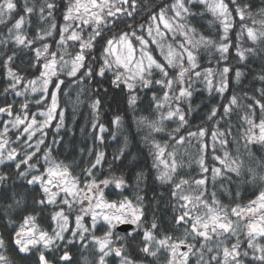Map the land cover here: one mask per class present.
<instances>
[{
	"label": "snow or ice",
	"instance_id": "obj_1",
	"mask_svg": "<svg viewBox=\"0 0 264 264\" xmlns=\"http://www.w3.org/2000/svg\"><path fill=\"white\" fill-rule=\"evenodd\" d=\"M199 5L219 22L218 38L198 30L204 17L194 10ZM138 7V0H0V26L6 29L0 32V47L8 50L0 52V68L7 81L0 95L26 97L39 91L42 99L36 101L38 105L49 95L51 99L46 110L35 113L29 112L27 101L17 111L14 103L6 101L0 106V117H8L0 119V165L4 166L0 168V221L6 229L12 228L14 250L24 257L38 253L36 264H73L69 249L75 245L94 257L85 258L84 264H161V254H166L163 264H189L193 256L197 257L196 264H264V154L253 152L256 148L264 153V0L258 8L254 0H172L149 16L147 28L127 24V30L113 32L117 21L134 18ZM58 11L63 21L59 25ZM33 17L37 23L30 32ZM237 25L233 40L230 33ZM169 38L172 43H167ZM155 50L162 59L153 55ZM202 50L218 54L216 68H201ZM233 51L236 65L229 63ZM256 65L260 67L258 73ZM30 72L38 75L29 79ZM62 73L81 81H96L90 107L91 128L99 144L104 143L108 131L102 121L108 93L105 82L119 89L133 110L141 100L140 94L151 92L150 106L158 118L141 116L136 120L138 126L150 130L149 135L164 132L165 121H175L177 127L169 133L170 140L176 145L191 143L193 138L198 141V179H177L182 166L177 152L152 141L155 180L171 186L174 201L167 229L155 214L150 221L145 219L143 195L137 194L135 203L127 196L105 198L104 189L109 185L123 190L128 182L123 175L97 178L104 151H95L94 161L82 169L83 180L73 174L72 163L52 157L50 146L42 156L37 155L45 145V130L57 115V132L64 125V112L57 114ZM249 77L252 80L246 86L244 81ZM256 81L260 87L255 86ZM197 82L204 85L209 96L215 93L222 100L231 89L227 102L211 106L205 116L215 125L210 131L211 145L205 140L209 130L204 126L188 131L187 136L177 135L194 111L192 98ZM50 85L55 89L51 93ZM185 104L187 111L182 106ZM234 112L242 129L236 136L230 123ZM38 116L44 119L38 120ZM122 122L119 114L111 119L116 128ZM59 142L53 139V144ZM230 143L237 145L235 154L228 150ZM217 145L223 150L222 156L215 155ZM125 147L119 149L114 160L125 155ZM209 147L220 167L210 168L205 163ZM93 152L88 149L90 156ZM5 169H14L15 175ZM209 173L213 184L217 177L227 175L229 183L258 189V195L247 204L224 206L215 191L207 190ZM146 179L143 170L136 172V187L139 189ZM17 180L23 184L17 185ZM37 186V195L29 201ZM77 206L75 227L70 230L69 216ZM49 208L50 219L55 222L51 232L38 222ZM15 217L21 218L18 227ZM85 217H90V224L84 223ZM120 226L131 227L119 232ZM176 232L180 234L173 235ZM194 241H200L199 249ZM133 250L138 255L134 256ZM6 251V240L0 235V264H14Z\"/></svg>",
	"mask_w": 264,
	"mask_h": 264
},
{
	"label": "trees",
	"instance_id": "obj_2",
	"mask_svg": "<svg viewBox=\"0 0 264 264\" xmlns=\"http://www.w3.org/2000/svg\"><path fill=\"white\" fill-rule=\"evenodd\" d=\"M172 0H138V11L134 15V18L118 20L116 27L113 29V32H119L121 30H127L126 25L132 24L133 26L143 24L145 28L149 24V16L158 11L159 7L164 6L165 4L171 3ZM22 3V0H21ZM256 8L260 6V0H254ZM63 3L61 4V8ZM195 11L202 12L204 14L203 19L197 25L198 30L206 36H211L213 38H218L220 32L219 22L215 20L211 12L207 11L204 5H199ZM254 10H256L254 8ZM56 20L58 25L63 23L60 12L56 13ZM36 18L33 17V27L29 29L30 32H33L36 26ZM139 31V30H138ZM238 31V25L230 33L231 38L234 40L236 32ZM0 32H6V29L3 26H0ZM111 35L112 33H107ZM85 38L87 36L85 35ZM155 49V47H153ZM8 51L0 47V52ZM73 51V49H69ZM10 54V52H9ZM96 56L99 57V50L96 51ZM153 54L162 59L159 56L157 50ZM218 54L214 51H204L202 50L199 57V63L201 68L213 67L216 68V56ZM19 60L17 64H19ZM229 63L236 65V59L233 55L230 57ZM255 70L258 73L260 71L259 65L255 66ZM83 71V70H82ZM34 75L38 73L30 72L28 78H34ZM79 76V73H78ZM55 79V78H54ZM60 79L64 81L61 85V89L58 93V109L57 114L60 111L64 112V125L60 128L59 132L56 130V124L59 122V118L52 121V124L45 131L47 132V137L45 139V145H41V152L37 155L42 156L43 152L47 150L46 146L52 148V157L56 160H64L65 163L73 164V174L80 175L83 180L82 169L86 168L90 161H94L95 151H104L105 160L102 166L96 171L98 179H103L111 175L120 176L123 175L128 182V187L120 190L116 189L114 185H109L104 189L105 198L108 200H119L124 196H127L129 199H132L135 203V196L137 194L143 195L145 197V219L151 220L153 214L161 221L164 222L165 228L168 227V222L171 221L173 211L171 205L174 201L171 200V186L162 185L159 181L155 180V175L157 174L156 169L152 167L153 156H152V141L158 142L161 146H165L166 150L176 151L177 159L180 161L182 166L178 168L177 179L183 177L185 179H198L200 178L199 166L195 163V160L198 158V141L193 138L191 143H185L184 145H176L175 141L169 139V133L177 127V122L175 121H165V131L161 133L152 132L149 135L150 130L138 126L136 120L141 116H147L149 119L158 118V113L155 112L154 108L150 106L151 92L144 91L141 95V100L138 102V105L135 110L130 108L126 99L123 96V93L119 89H114L107 82L104 83V87L108 89L107 96L105 97L104 109L102 112V121L108 128V131L104 133V143L101 145L98 141L94 140L93 130L91 128V123L93 120V113L90 107L91 101L94 97L93 89L97 87L96 81L89 82L87 79L79 80L76 77H69L66 73L60 75ZM252 77H249L244 81L246 86L249 85ZM7 86V81L4 78V70L0 68V93L3 92L4 87ZM256 87H260L258 81L255 82ZM197 89L194 92L192 98V105L194 111L187 117L188 124L181 128L180 132L177 135L187 136L188 131H196L197 126H204L209 130V135L205 138L206 142L211 145L210 131L215 127L213 122L206 121L205 116L208 113L209 109L213 105L222 104L227 102V97L231 94V89L228 93L225 94V99H221L218 95L213 93L209 96L208 92L205 90L204 85L200 82L195 84ZM52 85L49 87V93L54 91ZM251 94V88H246ZM160 94V93H158ZM42 99V93L29 92L26 97H15L9 94L7 97L0 95V106H3L5 102L14 103V111L19 110L20 104L25 101L29 104V112L35 113L38 111L45 110L51 99L50 95L47 99H43L41 104H37V100ZM48 104V105H47ZM187 111V105H182ZM119 114L123 118V122L119 128H116L111 124V119L114 115ZM0 119H8V117H0ZM230 123L232 125L233 136L237 135L238 130L241 129V122L239 115L234 112ZM225 125L222 122L221 127ZM83 129V131H82ZM113 134H115V139H113ZM14 140L15 137L12 134H9ZM148 137L146 140L145 138ZM53 139L59 140L58 144H53ZM229 140H232V137H229ZM35 141V138H34ZM240 144H243V141H240ZM15 146V145H13ZM126 146V147H125ZM125 147V155L119 160H114L113 157L119 152V149ZM236 144L230 143L228 150L235 154ZM94 149L93 155L88 154V149ZM81 149H84L83 154H81ZM253 152L260 156L264 153H261L256 148L253 149ZM215 155H223V150L217 145V151ZM213 153L211 147L205 156V163L211 168L212 166L220 167L218 161L212 159ZM43 162V161H41ZM111 165V167H109ZM0 168H4L3 165H0ZM10 172L11 175H15L14 169H5ZM143 170L146 173L147 179L142 182L139 186V189L136 187L135 174L138 171ZM209 182L207 184V190L209 193L215 191L217 199L224 206H235L239 204H247L250 199H255V196L258 195V189L253 190L250 186H239L235 183H229L227 175L217 177L216 181L212 182L211 173L208 174ZM17 185L23 184L22 181L17 180ZM26 186V185H25ZM38 186L36 191L31 192L28 196L29 201L32 196H36L38 193ZM239 191V196H236V192ZM155 197V199H152ZM78 211L77 208L69 216V229L75 227V214ZM2 214V210H0ZM52 214V209L49 208L47 211L42 213V219L38 222L42 228L51 232L52 228L55 227V222L51 221L50 217ZM17 221V227L21 220L20 217H15ZM85 224H90V217H85ZM4 222L0 221V235L4 236L6 240V255L9 259L14 262V264H36V259L38 253L33 252L27 257L23 255H18L14 250V245L12 243V228H5ZM182 231V230H181ZM101 231H97V235H100ZM179 232L173 233V235H179ZM66 236L69 233L65 234ZM198 241H194L196 244ZM70 252L73 256V264H84V259L89 260L94 259L91 255V252L88 250H83L79 245L70 246ZM133 255H138L133 250ZM166 254H161L160 261L163 264L166 259ZM51 258V255L50 257ZM190 264H195L192 260ZM111 264V262H110Z\"/></svg>",
	"mask_w": 264,
	"mask_h": 264
},
{
	"label": "rangeland",
	"instance_id": "obj_3",
	"mask_svg": "<svg viewBox=\"0 0 264 264\" xmlns=\"http://www.w3.org/2000/svg\"><path fill=\"white\" fill-rule=\"evenodd\" d=\"M146 28H147V27H146ZM145 34H146V33H145ZM178 39H179V38H178ZM172 42H173V41L171 40V38H169V39L167 40V43H172ZM153 47H155V45H153L152 48H153ZM157 52L159 53V50H157ZM153 55H154V54H153ZM62 74H64V73H62ZM37 87H39V85H38ZM49 87H50V86H49ZM38 92H39V91H38ZM38 92H37V93H38ZM46 99H47V98H46ZM46 99H45V100H46ZM50 103H51V101H50ZM50 103H49V105H50ZM47 105H48V104H47ZM49 105H48V106H49ZM57 109H58V108H57ZM45 110H46V109H45ZM42 111H44V110H42ZM37 119H38V120H43L44 118L41 117V116H38ZM37 137H39V133H37ZM199 246H200V241H198V242L196 243V248L199 249ZM163 255H164V254H163ZM165 256H166V255H165ZM206 258H207V257H206ZM196 259H197V257L193 256V257L190 258V261L192 260V261L195 262V264H196ZM190 261H189V262H190ZM189 264H190V263H189Z\"/></svg>",
	"mask_w": 264,
	"mask_h": 264
},
{
	"label": "water",
	"instance_id": "obj_4",
	"mask_svg": "<svg viewBox=\"0 0 264 264\" xmlns=\"http://www.w3.org/2000/svg\"><path fill=\"white\" fill-rule=\"evenodd\" d=\"M125 227H129V228H130L131 226H120V227L117 229V231L122 232L123 229H124Z\"/></svg>",
	"mask_w": 264,
	"mask_h": 264
}]
</instances>
